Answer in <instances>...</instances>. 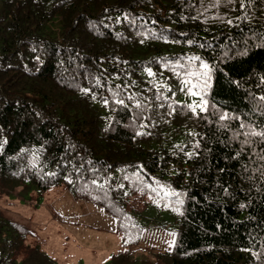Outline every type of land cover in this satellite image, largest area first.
<instances>
[{
  "label": "trees",
  "instance_id": "16d2710c",
  "mask_svg": "<svg viewBox=\"0 0 264 264\" xmlns=\"http://www.w3.org/2000/svg\"><path fill=\"white\" fill-rule=\"evenodd\" d=\"M261 132L264 0H0V198L100 208L107 264H264ZM150 205L174 241L137 261ZM30 235L0 210V264H56Z\"/></svg>",
  "mask_w": 264,
  "mask_h": 264
},
{
  "label": "rangeland",
  "instance_id": "374dc122",
  "mask_svg": "<svg viewBox=\"0 0 264 264\" xmlns=\"http://www.w3.org/2000/svg\"><path fill=\"white\" fill-rule=\"evenodd\" d=\"M188 104L199 111L200 99L196 96L189 95ZM36 194L33 188L30 195L2 197L0 210L9 220L27 227L30 242L36 243L56 264H107L113 254L124 250L115 232V220L100 208L74 201L59 189L49 190L37 202ZM148 209L163 222L152 218L143 228L140 243L129 250L137 261H152L153 252L169 251L174 241V216L152 205Z\"/></svg>",
  "mask_w": 264,
  "mask_h": 264
},
{
  "label": "snow or ice",
  "instance_id": "6c2138e0",
  "mask_svg": "<svg viewBox=\"0 0 264 264\" xmlns=\"http://www.w3.org/2000/svg\"><path fill=\"white\" fill-rule=\"evenodd\" d=\"M244 7H245V4L242 2L241 3V8L243 9ZM196 59H197L196 57H193L192 58V60H196ZM200 69L202 70L201 75L203 77L204 85L207 86L208 85L209 78H210V69H209L208 65L205 64V63H203V62L200 63ZM146 71H148V75L149 76L152 75V73H151L150 70H146ZM82 91L87 92V89H82ZM190 94H192V93H190ZM113 102L114 103H117V104H123V102L122 101H119V100H116V101H113ZM103 103L105 104V106H107L108 101L107 100H104ZM188 108L193 112V115H196V106L189 105ZM199 111L200 112H205L206 111L205 100L203 98L200 99ZM225 119H226V114L220 116V120L223 121ZM136 134L137 135H140L141 133L137 132ZM254 135L259 136V138L262 141H264V132L254 133ZM193 147H198V145H194ZM93 183H95V181ZM225 191H227V190H225ZM173 195L176 197V201H175L176 205H178V206L183 205V202H184L183 199H182L183 193L173 192ZM240 207L241 208H244L245 205L241 204Z\"/></svg>",
  "mask_w": 264,
  "mask_h": 264
}]
</instances>
